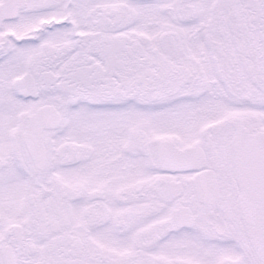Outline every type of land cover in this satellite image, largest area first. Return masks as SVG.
<instances>
[{
  "label": "snow or ice",
  "instance_id": "1",
  "mask_svg": "<svg viewBox=\"0 0 264 264\" xmlns=\"http://www.w3.org/2000/svg\"><path fill=\"white\" fill-rule=\"evenodd\" d=\"M0 264H264V0H0Z\"/></svg>",
  "mask_w": 264,
  "mask_h": 264
}]
</instances>
